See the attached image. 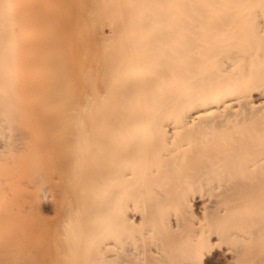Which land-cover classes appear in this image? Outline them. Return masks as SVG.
Returning <instances> with one entry per match:
<instances>
[{"label": "bare ground", "instance_id": "bare-ground-1", "mask_svg": "<svg viewBox=\"0 0 264 264\" xmlns=\"http://www.w3.org/2000/svg\"><path fill=\"white\" fill-rule=\"evenodd\" d=\"M0 264H264V0H0Z\"/></svg>", "mask_w": 264, "mask_h": 264}, {"label": "rangeland", "instance_id": "rangeland-1", "mask_svg": "<svg viewBox=\"0 0 264 264\" xmlns=\"http://www.w3.org/2000/svg\"><path fill=\"white\" fill-rule=\"evenodd\" d=\"M110 18L109 17H102V19H101V22L99 21V28H98V33L93 37V39H98V40H105V39H108L109 38V36H110V31L112 30V26L110 25ZM65 173H67V172H69L70 173V175L67 173V177L69 178V180H72V183H70L69 181H66L67 179H65V177H64V180L65 181H63V182H66V186H67V184H74V181H75V179H74V181H73V178L71 179L69 176H71L72 177V171L71 170H68V171H64ZM62 174V175H66V174ZM69 175V176H68ZM74 177V176H73ZM52 181V180H51ZM62 181H60L59 183L62 185V183H63ZM67 182H69V183H67ZM51 183V182H50ZM52 183H53V186H48V184L47 183H43V184H40V185H38L37 187H35V192H34V194H35V196H37V198H39V200L37 199V198H35L34 197V200L36 201V199H37V201H38V207H41L42 209H41V212H42V216H44V218H45V220L43 219V217H42V219H43V224L44 225H53V222L54 221H58L57 223H59V219H55V217H57L58 215H57V213L56 212H58L59 213V211L61 212L62 210H57L58 209V207H59V205H63V204H65L66 205V198H65V202H64V197L62 196L60 199H58L60 196H56L55 194H57V193H59L58 191H59V189H56L55 191H57V193L56 192H51L53 189H55V188H58V187H60V186H58V184L59 183H54L53 181H52ZM45 185H46V187H45ZM50 185V184H49ZM52 185V184H51ZM63 185H64V183H63ZM64 185V186H65ZM66 186H65V188L62 186L60 189H64L66 192H67V189H66ZM69 186V188L70 187H72V185L70 186V185H68ZM68 186H67V188H68ZM48 187V188H47ZM52 187V188H51ZM37 188H38V190H39V192H38V190H37ZM52 189L51 191L49 190V189ZM69 188H68V191H69ZM44 189V190H43ZM71 189V188H70ZM30 190V191H29ZM42 190V191H41ZM31 192V189H28L27 190V192ZM54 191V190H53ZM41 192V193H40ZM39 193V194H38ZM49 193V194H48ZM54 194L55 195V197L53 198V195H52V197H51V194ZM47 194V195H46ZM41 195V196H40ZM43 195V196H42ZM49 196V197H48ZM48 197V198H47ZM66 197V196H65ZM50 198H52V200H50ZM55 198L57 199V200H55ZM41 199V200H40ZM46 199V200H45ZM47 199H49V200H47ZM55 200V201H54ZM58 200H60V202L58 201ZM39 201H40V204H41V206L39 205ZM48 201V202H47ZM49 201H52V202H50L49 203ZM57 201V202H56ZM61 201H63L62 203H61ZM43 202V203H42ZM53 202L55 203L54 205H53ZM59 202V203H58ZM44 203H47V204H44ZM57 203V204H56ZM61 203V204H60ZM43 205V206H42ZM53 205V206H52ZM55 205H57V206H55ZM61 205V206H62ZM60 206V208L59 209H63V207H61ZM64 206V205H63ZM54 207V208H53ZM65 207V206H64ZM55 209L56 211H54L53 209ZM40 209V208H39ZM54 211V212H53ZM30 212V211H29ZM32 214V213H31ZM30 214V215H31ZM44 214V215H43ZM56 215V216H55ZM54 217V221L52 220V221H50L52 218ZM48 219V220H47ZM50 219V220H49ZM50 222H52V223H50ZM54 223H56V222H54Z\"/></svg>", "mask_w": 264, "mask_h": 264}]
</instances>
